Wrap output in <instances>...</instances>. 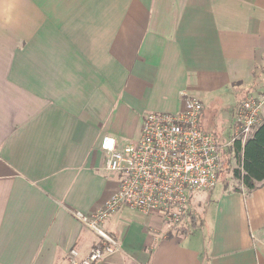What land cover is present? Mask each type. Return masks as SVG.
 <instances>
[{
  "label": "crops",
  "instance_id": "crops-1",
  "mask_svg": "<svg viewBox=\"0 0 264 264\" xmlns=\"http://www.w3.org/2000/svg\"><path fill=\"white\" fill-rule=\"evenodd\" d=\"M261 66L264 0H0V264L87 255L100 237L74 213L119 186L103 136L126 143L134 131L116 123H139L137 140L148 112H179L190 94L226 140L239 102L264 89ZM187 216L175 234L122 207L102 224L120 249L95 264H264V181L218 183Z\"/></svg>",
  "mask_w": 264,
  "mask_h": 264
},
{
  "label": "built area",
  "instance_id": "built-area-1",
  "mask_svg": "<svg viewBox=\"0 0 264 264\" xmlns=\"http://www.w3.org/2000/svg\"><path fill=\"white\" fill-rule=\"evenodd\" d=\"M263 109L264 90L246 94L239 102L231 136L224 140L203 127L201 99L185 94L179 112H148L136 142L120 143L114 136L104 135L100 148L106 154L105 169L118 177L119 186L97 210L75 211V216L97 233L100 242L85 256L72 248L68 263L95 264L120 249L118 238L102 224L122 207L145 215L157 213L169 226L182 225L194 194L217 186L224 150L252 134ZM109 139L113 144L106 148L104 143Z\"/></svg>",
  "mask_w": 264,
  "mask_h": 264
},
{
  "label": "trees",
  "instance_id": "trees-1",
  "mask_svg": "<svg viewBox=\"0 0 264 264\" xmlns=\"http://www.w3.org/2000/svg\"><path fill=\"white\" fill-rule=\"evenodd\" d=\"M250 92V91H249ZM236 159L237 166L230 169L231 158ZM222 167L218 173V183L225 188L239 190L241 186L248 190H254L258 184L264 181V120H261L253 129L252 134L244 141L237 140L224 150ZM229 167L233 177L239 180V185L231 186L225 179L226 169ZM222 181V182H221ZM174 227V226H173ZM182 233L190 232L192 226L183 224L176 226Z\"/></svg>",
  "mask_w": 264,
  "mask_h": 264
},
{
  "label": "rangeland",
  "instance_id": "rangeland-1",
  "mask_svg": "<svg viewBox=\"0 0 264 264\" xmlns=\"http://www.w3.org/2000/svg\"><path fill=\"white\" fill-rule=\"evenodd\" d=\"M261 69H262V71L259 73L260 74V76H261V80H262V82H263V85H264V66H261ZM260 86H256L254 89H251V90H249L250 92H247L246 94H248V93H251V94H255V93H258V92H260V91H262V89L263 88H259ZM264 90V89H263ZM224 110H226V109H224ZM231 112H232V109L230 108L228 111H222V116L223 117H227L228 118V116L227 115H229V117L231 118ZM219 118V116H217L216 117V119H218ZM211 127H212V129L213 130H216L217 129V126L218 127H220V126H226L227 124H220L219 125V123L218 122H214V121H212L211 120ZM116 125L117 126H128V127H130V130H133L134 131V138H132V139H130V137L131 136H124L123 138V141H126V142H129V143H134V142H136L137 140H136V138H137V136L139 135V133H138V128H139V123H129V124H126V123H116ZM232 133V132H231ZM133 135V134H132ZM230 164V169H233L234 167H236L237 166V162H236V159H234L233 157L231 158V162L229 163ZM229 167L226 169V173H227V175H225V179H227V184H229L230 185V187L231 186H234V185H237V184H239V180H237L236 178H234L233 177V172H231L230 171V169H229ZM107 171V170H106ZM108 172V174H110V175H113L114 173H112V172H110V171H107ZM222 182V181H221ZM220 184H222V183H220ZM209 191H199V192H196L195 194H194V196L195 197H197V196H200V195H202V194H204V193H208ZM196 200V199H195ZM192 214V213H191ZM189 219V217L188 216H186L185 218H184V222L186 221L187 222V220ZM183 222V223H184ZM172 228H173V232H175V234H182V230H181V228L180 229H178V230H175V227L176 226H171Z\"/></svg>",
  "mask_w": 264,
  "mask_h": 264
},
{
  "label": "clouds",
  "instance_id": "clouds-1",
  "mask_svg": "<svg viewBox=\"0 0 264 264\" xmlns=\"http://www.w3.org/2000/svg\"><path fill=\"white\" fill-rule=\"evenodd\" d=\"M107 143H104V147L106 148H111L112 147V144H113V141L112 140H106Z\"/></svg>",
  "mask_w": 264,
  "mask_h": 264
}]
</instances>
